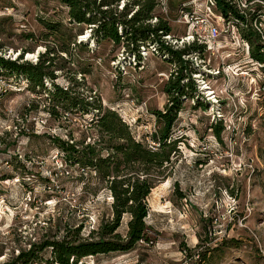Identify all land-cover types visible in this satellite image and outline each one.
I'll use <instances>...</instances> for the list:
<instances>
[{
    "label": "rangeland",
    "instance_id": "obj_1",
    "mask_svg": "<svg viewBox=\"0 0 264 264\" xmlns=\"http://www.w3.org/2000/svg\"><path fill=\"white\" fill-rule=\"evenodd\" d=\"M156 1L154 14L171 28L162 40L173 49L191 44L200 18H213L206 0ZM231 1L264 42V7L252 18L264 3ZM90 27L70 22L58 0H0V56L35 64L51 50L54 79L44 78L45 88L73 89L91 105L84 114L62 105L50 114L53 102L32 93L25 76H0V264L68 229L81 225L87 237L108 221L109 190L92 170L65 160L56 140L91 144L98 138L92 124L110 109L134 141L158 149L153 111L165 112L164 85L177 66L154 44L139 45L136 60L125 45L92 37ZM219 28L216 46L184 56L197 90L180 100L169 136L177 150L146 200L149 241L78 264H264V65L251 58L241 25L223 20Z\"/></svg>",
    "mask_w": 264,
    "mask_h": 264
},
{
    "label": "trees",
    "instance_id": "obj_2",
    "mask_svg": "<svg viewBox=\"0 0 264 264\" xmlns=\"http://www.w3.org/2000/svg\"><path fill=\"white\" fill-rule=\"evenodd\" d=\"M58 1L68 9L70 22L92 26L90 32L97 40L105 39L116 46L125 45L136 60L139 57V45L154 44L159 51L170 55L169 62L177 66V71L164 85L163 92L169 96L165 112L153 111L159 131L152 138L158 143V149H149L143 142L134 141L125 123L110 109L100 110L92 124L98 132V138L91 144L79 148L76 144L56 140L58 148L65 153V160L79 163L82 172L92 170L104 184V189L109 190L112 201L108 221L101 222L87 237L79 234L82 227L79 225L76 229H68L60 239L33 243L27 251L21 249L16 257L2 264H43L44 253L48 250L51 256L45 261L46 264H78L87 257L124 254L134 250L140 241L148 242L146 200L154 187L161 183L160 178L166 175L171 162L170 155L177 150V142L172 138L169 140V136L181 109L180 100L189 96L188 92L193 96L197 90L196 82L191 78V70L187 72L190 62L184 56L201 52L204 45L195 41L180 50L168 46L162 37L169 35L171 28L166 20L154 14L158 6L156 0L129 1L122 4L118 13L116 10L121 0ZM212 1L213 11L218 17L242 26V37L249 44L251 58L264 65V42L260 33L253 29L247 14L238 11L231 0ZM258 1L264 3V0ZM263 7L262 3L256 4L253 19L260 15ZM134 8L136 10L127 19ZM153 18L157 20L155 23L151 22ZM49 25L50 29L55 28L54 24ZM54 54L51 50H45L35 64L20 62L22 56L12 61L0 56V76H25L32 93L41 90L53 102L50 114L57 115L55 108L59 105L66 106L67 111L81 107L82 114L86 113L91 105L73 96V89L55 84L52 90L45 88L43 79H54L50 69L53 67ZM125 217V233L121 235L118 230Z\"/></svg>",
    "mask_w": 264,
    "mask_h": 264
},
{
    "label": "built area",
    "instance_id": "obj_3",
    "mask_svg": "<svg viewBox=\"0 0 264 264\" xmlns=\"http://www.w3.org/2000/svg\"><path fill=\"white\" fill-rule=\"evenodd\" d=\"M206 4H207L206 10L208 14L206 16L211 15L215 20L211 17L200 18V21L197 24V28L194 30V32L191 33V37H192V42L197 41L200 44L206 46L207 49L209 48L208 50H210L211 46L214 47L219 42V38L221 36L219 22L222 23L224 19L218 16L216 17L214 15V11H213L214 4L212 0H206ZM161 5L164 7L166 6L163 0H161Z\"/></svg>",
    "mask_w": 264,
    "mask_h": 264
}]
</instances>
